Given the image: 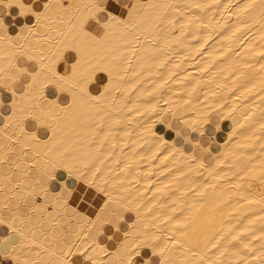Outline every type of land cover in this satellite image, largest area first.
Instances as JSON below:
<instances>
[{"label": "bare ground", "instance_id": "obj_1", "mask_svg": "<svg viewBox=\"0 0 264 264\" xmlns=\"http://www.w3.org/2000/svg\"><path fill=\"white\" fill-rule=\"evenodd\" d=\"M9 18L0 264H264V0H0Z\"/></svg>", "mask_w": 264, "mask_h": 264}, {"label": "crops", "instance_id": "obj_2", "mask_svg": "<svg viewBox=\"0 0 264 264\" xmlns=\"http://www.w3.org/2000/svg\"><path fill=\"white\" fill-rule=\"evenodd\" d=\"M5 23L7 24V27H5V28H9V31L10 32H12V33H16L15 31L17 30V25H20V24H22L21 23V21L20 20H15V19H13V18H9V19H6V21H5ZM4 27H2L1 29H3ZM15 28V29H14ZM1 29H0V33H2L1 32ZM10 32H8V31H6L4 34H11V35H14V34H12V33H10ZM68 60L70 61V60H72V57H71V55H70V57L68 58ZM13 74L14 75H17V73H16V71H14L13 72ZM41 192V191H40ZM39 191H36V194H38V196H40L41 195V193H40ZM30 204H31V206H40L41 205V201H38V202H30Z\"/></svg>", "mask_w": 264, "mask_h": 264}, {"label": "rangeland", "instance_id": "obj_3", "mask_svg": "<svg viewBox=\"0 0 264 264\" xmlns=\"http://www.w3.org/2000/svg\"><path fill=\"white\" fill-rule=\"evenodd\" d=\"M17 20H20L21 23L23 22V19H17ZM29 21H30V19H29ZM18 26L20 27V30H21V31L24 30V27L22 26V24H20V25H18ZM6 31L10 32V31H9V28H3V29H1L2 34H4ZM15 32H16V31H15ZM10 33H12V32H10ZM12 34H14V33H12ZM17 43H18V41H17ZM46 130H47V129H46ZM47 134H48V132H47V133H42L41 136H45V137H46Z\"/></svg>", "mask_w": 264, "mask_h": 264}]
</instances>
